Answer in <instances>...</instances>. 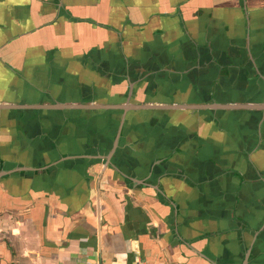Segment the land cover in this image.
I'll list each match as a JSON object with an SVG mask.
<instances>
[{
	"label": "crops",
	"instance_id": "1",
	"mask_svg": "<svg viewBox=\"0 0 264 264\" xmlns=\"http://www.w3.org/2000/svg\"><path fill=\"white\" fill-rule=\"evenodd\" d=\"M210 100L264 101V0H0V103L160 105L0 109V264H264V111Z\"/></svg>",
	"mask_w": 264,
	"mask_h": 264
},
{
	"label": "water",
	"instance_id": "2",
	"mask_svg": "<svg viewBox=\"0 0 264 264\" xmlns=\"http://www.w3.org/2000/svg\"><path fill=\"white\" fill-rule=\"evenodd\" d=\"M198 104H181L180 108L184 109H193L196 107H199ZM203 106L206 107H214V108H227V109H257L262 108L264 109V101L260 103H251V102H240V103H210V104H203ZM62 108V109H76V108H86V109H99V110H111V109H120L124 111V113L129 109H146V108H157L160 107V105L156 104H130L128 102H122V103H105V104H94V103H87V104H81V103H59L54 102L52 104H28V105H21V104H4L0 103V109H6V108ZM122 119L124 117V114H122ZM121 124V122H120ZM121 125L119 126L117 136L115 137L114 146L116 147L117 141L120 137L121 133ZM242 264H247V260H244Z\"/></svg>",
	"mask_w": 264,
	"mask_h": 264
},
{
	"label": "flooded vegetation",
	"instance_id": "3",
	"mask_svg": "<svg viewBox=\"0 0 264 264\" xmlns=\"http://www.w3.org/2000/svg\"><path fill=\"white\" fill-rule=\"evenodd\" d=\"M210 103H212V100H210V102H202V103H197L198 105H200L199 107H196V108H193V109H191V110H202V109H208V108H210V107H206V106H203V104H210ZM177 105H181V104H177ZM212 108V107H211ZM260 111H264V109H262V108H258Z\"/></svg>",
	"mask_w": 264,
	"mask_h": 264
}]
</instances>
